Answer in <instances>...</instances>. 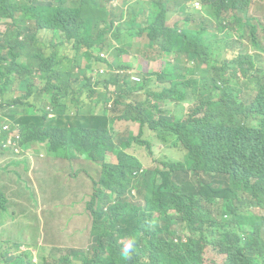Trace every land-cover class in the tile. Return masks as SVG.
<instances>
[{
    "label": "trees",
    "instance_id": "trees-1",
    "mask_svg": "<svg viewBox=\"0 0 264 264\" xmlns=\"http://www.w3.org/2000/svg\"><path fill=\"white\" fill-rule=\"evenodd\" d=\"M255 1L0 0V126L16 131L19 153L47 143L59 170L96 163L89 248L13 240L0 264H208L209 247L222 264H264V56L242 43L262 50ZM217 27L215 48L202 31ZM192 46L204 49L196 62ZM130 85L145 99L134 109ZM149 130L181 155L155 159ZM6 138L0 155L15 156ZM2 172L15 188L1 185L0 206L33 213V189Z\"/></svg>",
    "mask_w": 264,
    "mask_h": 264
},
{
    "label": "rangeland",
    "instance_id": "rangeland-1",
    "mask_svg": "<svg viewBox=\"0 0 264 264\" xmlns=\"http://www.w3.org/2000/svg\"><path fill=\"white\" fill-rule=\"evenodd\" d=\"M104 6L107 7L106 5ZM123 6L124 2H121L112 6V8L121 9ZM105 11V9L101 8L94 13L104 17ZM249 12L250 15L258 20L260 25L259 39L261 46L264 47V0H256ZM202 32L205 33L206 40L216 48L217 44L213 43V40L218 36V27L213 31ZM224 32L226 33V31ZM196 33V31H193L192 34L196 36ZM52 35L51 32L46 34V36ZM231 42L232 38L228 39L226 45ZM242 43L244 47L251 50L254 49L248 37ZM223 55L225 56V53ZM262 55L264 56V51H262ZM203 56V47L192 46V62L198 61ZM103 58H108V55L106 54ZM120 60L124 62L125 57H120ZM98 68H103L105 71L108 70L106 65H100ZM96 69L94 67V70ZM92 87L98 88L96 85ZM141 101H145V99L138 95L134 86L130 85L124 93V106L134 109L138 106L136 102ZM187 107H189L188 102L183 101L178 107L177 113L183 114ZM147 138L153 143L155 159L163 158L168 153L173 157L181 155L174 146L166 148L155 132L149 130ZM140 140L138 139L137 143ZM173 144L177 146L180 145V142L175 140ZM138 153L146 163L152 162L151 158L143 150H139ZM182 154L184 156V149ZM51 159H54V156L49 154L47 143H42L41 149L36 150L34 155L28 152H22L15 156L0 155V187L2 188L1 185H3L9 189L15 188V185L11 181L5 183L3 180L4 174L2 171H8L13 177H19L33 189L34 199L38 202V206L34 209L33 213L21 212L18 216H15L8 206H0V246L5 242L12 243L13 240L18 243H38L40 241L43 243L42 247L46 248L48 252L53 245L55 248L62 249H84L90 246L92 233L89 231L91 221L88 220V215L91 216V214L87 210V203L91 188L88 185V176H93L96 163L90 160L78 164H67L66 167L59 170L50 165ZM40 168H42V171ZM44 172H48V176H45ZM97 173L98 170H95V174ZM70 190L73 191L70 192ZM2 191L7 198H11L6 189H2ZM1 198L3 197L0 195ZM256 211L264 213V209L258 208ZM38 220L40 224L39 227H36ZM68 230H71L75 236H71L67 232ZM44 232L48 237H41ZM25 236H28V238H24ZM32 238L37 239L30 241L29 239ZM51 241H53V244ZM205 259L208 264H222L225 261V255L209 247L205 252Z\"/></svg>",
    "mask_w": 264,
    "mask_h": 264
},
{
    "label": "built area",
    "instance_id": "built-area-1",
    "mask_svg": "<svg viewBox=\"0 0 264 264\" xmlns=\"http://www.w3.org/2000/svg\"><path fill=\"white\" fill-rule=\"evenodd\" d=\"M101 72H104V69L100 70ZM11 127L9 124H4L2 126H0V136L1 135H6V141L4 142V147H11L14 152L16 154H19L20 150L19 147L17 146L16 142H15V138L18 137L16 131L14 133H12L11 131ZM7 132H10L9 134H6Z\"/></svg>",
    "mask_w": 264,
    "mask_h": 264
},
{
    "label": "clouds",
    "instance_id": "clouds-1",
    "mask_svg": "<svg viewBox=\"0 0 264 264\" xmlns=\"http://www.w3.org/2000/svg\"><path fill=\"white\" fill-rule=\"evenodd\" d=\"M118 2V0H117ZM117 2L115 3V5L117 4ZM114 6V5H113ZM251 42V41H250ZM252 44V43H251ZM253 46V45H252ZM244 48H247V47H244ZM249 49V48H247ZM250 52H261L264 51V47H262V50H256L255 47L253 50L249 49ZM103 69V68H101ZM99 68H97V71L101 72ZM105 71V70H104ZM92 238H93V235H92ZM91 238V239H92ZM133 246H134V241L132 239H129L125 244L124 246L122 247L121 251H120V255L122 256V258L125 260V261H130L132 259V250H133ZM89 248V247H87ZM79 249V248H78Z\"/></svg>",
    "mask_w": 264,
    "mask_h": 264
},
{
    "label": "crops",
    "instance_id": "crops-1",
    "mask_svg": "<svg viewBox=\"0 0 264 264\" xmlns=\"http://www.w3.org/2000/svg\"><path fill=\"white\" fill-rule=\"evenodd\" d=\"M121 2H124V0H118V2H117V4L118 3H121ZM152 142V141H151ZM69 232H71L73 235H74V233L71 231V230H68ZM75 236V235H74Z\"/></svg>",
    "mask_w": 264,
    "mask_h": 264
}]
</instances>
